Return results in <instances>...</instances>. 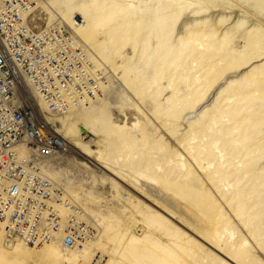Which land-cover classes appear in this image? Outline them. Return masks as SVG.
<instances>
[{
	"label": "rangeland",
	"instance_id": "rangeland-1",
	"mask_svg": "<svg viewBox=\"0 0 264 264\" xmlns=\"http://www.w3.org/2000/svg\"><path fill=\"white\" fill-rule=\"evenodd\" d=\"M157 1L33 0L39 27L60 20L101 63L98 68L102 83L97 97L79 112L56 119L57 132L63 122L68 126L69 122L77 121L81 142L104 149L106 161L100 163L93 155L86 156L74 143L69 145L67 153L47 160L49 173L76 203L87 209V223L91 228L85 242L87 255H83L85 245L81 243L71 249H64L61 243H51L56 260L59 264H95L98 259V264H141V261L162 264L149 257L138 263L127 254L130 241L137 238L136 244L141 247L157 242L162 245L146 248V254H165L169 248L187 264L209 261L210 253L230 264H264V123L252 121V115L246 112L250 102L252 106L258 102L253 96L238 94L232 98L235 100L229 115L210 112L211 115L198 116L199 109L210 103L216 91L227 83L224 81L239 78L242 71H223L221 79L211 76L207 82L202 77L205 85L199 91L200 96L195 97L196 92H192L182 72L191 66L194 68L195 63L191 65L190 57L179 60L175 56L180 45L175 43L163 49L164 52L153 39L144 47L142 41L149 33L145 23L135 33L130 29L133 24L125 25L127 19L133 22L140 16L138 9L142 5L144 22L152 20L150 9ZM211 1L210 5L203 0H185L194 7L214 8V13L222 12L219 16L248 12L264 26L262 4ZM131 2L134 8H129L131 13H125ZM79 20L88 25L80 37L70 27ZM97 49H102L103 54ZM211 67L214 71L212 64L205 66ZM192 71L191 76L197 74ZM260 77L255 83L262 80ZM122 94L127 102L122 108L116 107L123 100ZM98 110L116 124L126 120L131 125L136 118L142 123L140 127L125 130L128 132H102L98 126L91 127L81 120ZM191 120L196 121L192 128L188 122ZM60 132L63 135L66 129ZM178 154L182 156L184 168L179 165ZM192 154L198 156L204 169ZM153 176L155 180L151 179ZM206 196H210V201ZM148 214L164 216L173 229L186 234L185 240H194L198 245H192L193 251L189 254L183 252L178 246L179 239L169 234L167 225L147 220ZM41 246H10L0 238L4 264H43L19 253ZM227 251L241 256H236L234 262L223 254Z\"/></svg>",
	"mask_w": 264,
	"mask_h": 264
},
{
	"label": "built area",
	"instance_id": "built-area-1",
	"mask_svg": "<svg viewBox=\"0 0 264 264\" xmlns=\"http://www.w3.org/2000/svg\"><path fill=\"white\" fill-rule=\"evenodd\" d=\"M100 78L59 20L39 27L31 0H0V230L8 245L60 240L71 249L90 236L85 210L45 173L69 147L44 116L88 104Z\"/></svg>",
	"mask_w": 264,
	"mask_h": 264
},
{
	"label": "bare ground",
	"instance_id": "bare-ground-1",
	"mask_svg": "<svg viewBox=\"0 0 264 264\" xmlns=\"http://www.w3.org/2000/svg\"><path fill=\"white\" fill-rule=\"evenodd\" d=\"M203 1L208 3V4H210V2L212 3L211 0H203ZM222 1L224 3H229V2L235 1V0H222ZM236 1L238 3L239 2H241V3L253 2L255 4L254 6H258L259 4L264 5V0H236ZM31 2L33 4V9H34L35 3L33 2V0H31ZM131 3L132 4H129L128 6H126L127 9L124 10L125 13H131L129 8H132L134 6V3L133 2H131ZM153 5H154V8L150 9L151 10L150 14L152 15V20H150V18H149L147 20V22H144L146 18L142 12H143L145 7H144V5H142V6H140V9H138L139 12L141 13L140 16L138 18H136L135 20H133V22L130 18L127 19L125 21V25L128 27L129 24L130 25L133 24L132 25L133 28L130 27V29L135 33L136 31H138V28H140V26L144 25V23H145V27H147L149 29V31H148L149 33L144 38V40L142 41L144 47H145V45L150 43L153 39L157 40L158 47H159V49L161 48V50H163V49L166 50V48H169L171 45H173L175 43H177V45H180V46H177L179 48H178V51L176 52L175 56H177L179 58V60L180 59H182V60L187 59L188 57H190L191 65H193L195 63L194 68H193V66H191L188 69L185 68L186 69L185 71H182V72H184V74L186 76L185 78H187V80H188V85H189L190 89L192 90V92L193 91H194V93L196 92L195 97L200 96L199 91H202L203 86L205 85L203 83L205 81L207 82V79L209 77L213 76L216 79H221L222 74H224L223 71H227V70H230V71L241 70L242 71V73L239 72V73H241V76L239 78L224 81V83L225 82H227V83H225L224 85L222 84L223 86L220 87L219 89L217 88L218 90L216 91L214 96L212 95L213 96L212 101L210 103L208 102L209 104L207 103L204 106V108L203 107H202V109L200 108L201 110L199 109L198 113H196V114H198V116L200 115L201 118H202V116L205 117L207 115H211V114H209L210 112H215V114L216 113H218V114L219 113L220 114L227 113L229 115L231 113V110H232L233 105H234V100H235V99L233 100L232 98L237 96L238 94H243L245 97L246 96L247 97L253 96L255 98V100H257L256 102H258V104L254 103L253 106H252V104H253L252 102L249 103V105L251 107L249 106V108L246 110V112H247V114L252 115V118H251L252 121H259L260 123L262 122V124H263L264 123V26L261 24V22L259 20L251 18V16H249V14H247L248 12L243 13L241 15L240 14L236 15L237 13L235 12V14H233V13L229 14V15L223 14V15L219 16V13H222V12H218V14H216L217 13L216 11H215L216 13L213 12L214 8L212 9L213 10L212 11L211 8L206 7L205 5H199L198 7H194L193 3L185 2V0H158ZM219 8H221V7H219ZM239 8H240V6L238 7V9ZM262 8H264V7L260 6V9H262ZM230 11H231V9H230ZM250 12L252 13V11H250ZM52 22H54V21H52ZM219 25H222V26L219 27ZM87 26L88 25H85L84 23H82V20H79L78 22H72V25H70L73 32L79 37L81 36L83 31L87 28ZM126 26H124V27H126ZM127 27H126V29H128ZM124 32H125V30H124ZM209 38H211V39L209 40ZM237 41H238V43H237ZM239 43L241 45H238ZM80 44L82 45V43H80ZM83 48L85 49L86 52L88 51V49L85 48L84 46H83ZM97 50H99L100 54H103L102 49H97ZM87 53H88L89 57L91 58V60L93 61L96 69L99 71V74L101 75L100 70L98 68L101 65V63L99 61H97L96 58L91 56L89 51ZM101 56H103V55H101ZM159 59H162V57ZM209 64H212L215 67L214 71H212V67L211 68H205V66L207 67V65H209ZM182 67H183V65H182ZM246 68L248 70H244ZM192 69L194 70V73L195 72L197 73L196 75L191 76V74L193 72ZM201 71L205 72V75H202ZM259 76L262 77V80L259 83H255L256 79ZM171 77H172V75H171ZM202 77H204V80H203L204 82H201ZM261 77H260V79H261ZM101 78H102V75H101ZM101 78H100L99 85H101V83H102ZM211 78H209V79H211ZM216 83H214V84H216ZM217 87H219V86H217ZM242 90H245V91L241 92ZM225 94H227L226 98H225ZM122 99H123L122 102L119 103L118 106H116V107L122 108V106L124 104H126L127 98L125 99V96L123 95ZM180 99H181V97H180ZM93 100H91V101H93ZM190 100H191V98H190ZM182 101L183 100H180V102H182ZM203 101L204 100H202V102ZM90 102L88 104L80 106V107L71 108L67 113L63 114L62 116L77 113L80 110L87 107L90 104ZM184 102H185V100H184ZM202 102H201V104H202ZM40 107H41V109H43L44 105L41 103ZM238 109H239V107H238ZM99 112H102V110L96 111L95 114L85 115L82 117L81 120L91 127H97L98 126V129L101 130L102 132L116 131L118 133L123 132V131L128 130V129H132V128L134 129L142 123V120H140L139 118H136L135 121L134 120L132 121L131 125H129V123L126 120L124 123L116 124V123L111 121L110 117L104 118L103 115L99 114ZM97 114H99V115H97ZM177 114H179V112H177ZM62 116H58V117H62ZM44 117H45L46 121L53 124V127L55 126L54 131L56 133H58L65 140L69 149H70L69 145L74 143V147L75 146H76V148H77V146L80 147L81 148L80 150L86 156L91 157V155H93V157L96 161H98L100 163L101 162L106 163L105 157H104L105 152L103 151L104 149L102 150L98 146L92 148L91 145L86 146L81 142V140L79 139V134H78L77 127H76L77 121L76 122H69L68 126L66 125L65 122H63L62 126L60 128H58L59 132H57L56 131V127H57L56 119L58 117H56V118L52 117L51 118L48 115H45ZM198 120H200V119H198ZM188 122H189V127L192 128L196 121L191 120ZM254 123H256V122H254ZM99 125H100V127H99ZM65 129H66V133L63 135L60 134L61 133L60 131H63ZM125 132H128V131H125ZM96 143H99V141H96ZM183 146H185V144H183ZM219 154H220V152H219ZM178 155L180 156L179 165L182 168H184L185 163L182 160V156H181V154H178ZM192 157L197 162L198 166L201 169H204V165L200 162V159L198 158V156H196L195 154H192ZM47 166H48V163H46L44 165L45 173L53 181H55L60 187H62L55 180L53 175L49 173V171H48L49 169ZM158 168H161V167H158ZM263 168H264V166H263ZM151 179L155 180L156 176L151 177ZM62 189L65 191V189L63 187H62ZM182 189H183V193L185 195H188L187 191H185V189L183 187L181 188V190ZM65 194L68 196L70 201H72L73 203H76V199H74L73 196L68 194L66 191H65ZM190 197H192V196H190ZM206 200L210 201V196H206ZM76 204H78V203H76ZM78 205H80V204H78ZM82 208L85 210L86 215H89L87 209L83 206H82ZM146 219L149 221H157V222L159 221L160 224L161 223L166 224L167 226H165V227H167V231L168 232L171 231L169 234L172 237H177L179 239L178 246L180 247V249L183 252L189 254L190 252L193 251L191 246L192 245H196V246L198 245V243L195 242L194 240H191V239L185 240L186 234L183 233L178 228L173 229L172 226H170V221L167 218H165L164 216H161V215L160 216L159 215L153 216L151 214H148V215H146ZM215 234L218 235L219 234L218 231H215ZM231 234L234 235L233 232ZM1 236H2V239L5 241L3 231L0 230V238H1ZM89 237L90 236H88L86 239H83L81 241V245L82 244L85 245L84 246L85 248L83 249V255L88 254V250H87L88 248H87L85 242L89 239ZM51 243L60 244L61 241L59 240V241L49 242V243L43 244L40 248L34 247L33 250L24 249L23 251H20L19 253H22L23 255H26V256H31V257L35 258L36 261L42 262L43 264H59L56 260L55 248ZM136 243H138L137 238H132V240L130 241L131 247H129L126 252H127V254L134 257L135 261L138 263H140L141 260L145 259V257H149L151 259L160 260V262H162V264H187V263L180 261L177 257L178 255L175 254L177 252L174 250H171L169 248L168 249L166 248L165 254L152 253V254L148 255L145 253L146 248L151 249L152 247L162 246L158 242L152 243L150 247L149 246L148 247H146V246L141 247L139 244H136ZM15 244H20V245H23L24 247L27 246V244L20 243V242L15 243ZM187 244H190V246H188ZM216 249H218V248L216 247ZM224 249L226 251L227 248H224ZM15 250L17 251V249H15ZM227 252L226 253L222 252V253L227 258L231 259L234 262H236V259H237L236 256H241V254H239V253L228 252V254H227ZM193 256H192V258H193ZM208 258H209V261H206L203 263L200 260L199 264H230V263H228L227 260L215 255L214 253L213 254L210 253V256H208ZM180 259H181V257H180ZM4 260H5V256L0 251V264H4ZM99 260L100 259H98V261H96L95 264H98ZM183 260H184V258H183ZM193 261H194V259H193ZM142 263L143 262L141 261V264Z\"/></svg>",
	"mask_w": 264,
	"mask_h": 264
}]
</instances>
